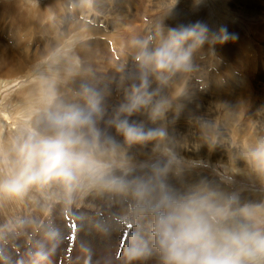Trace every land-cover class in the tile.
<instances>
[{
  "label": "clouds",
  "instance_id": "obj_1",
  "mask_svg": "<svg viewBox=\"0 0 264 264\" xmlns=\"http://www.w3.org/2000/svg\"><path fill=\"white\" fill-rule=\"evenodd\" d=\"M178 3L165 0L127 40L129 58L107 80L81 55L88 28L73 24L27 77L22 101L9 111L0 100V264H53L57 219L118 236L122 264H264V124L237 141L196 115L191 147L174 129L207 88L216 48L236 37L203 21L166 25ZM96 5L76 7L95 17ZM218 148L227 163L215 167L185 155Z\"/></svg>",
  "mask_w": 264,
  "mask_h": 264
},
{
  "label": "rangeland",
  "instance_id": "obj_2",
  "mask_svg": "<svg viewBox=\"0 0 264 264\" xmlns=\"http://www.w3.org/2000/svg\"><path fill=\"white\" fill-rule=\"evenodd\" d=\"M9 1L16 2L18 6L15 5L16 10L20 8L21 13L18 10L16 13L17 15L20 14L22 22L24 18L27 21L30 20L25 30L26 33H19L22 41L27 40L29 54L38 53V50L42 48L41 45L50 46L58 43L60 34L69 31L74 24L73 22L86 24L89 35L87 45L93 53L92 59L89 60L97 69L98 75L105 80L114 75V64L129 58V53L125 47L126 42L125 45H122L124 40L129 39V36L125 34L123 40L119 34L130 27L140 30L136 34H144L150 28L151 22L162 14L165 6V0H104L102 4L97 0L96 11L98 15L91 17L84 10L76 7L73 1H69L65 6L59 8L61 18L57 20L58 22H51L50 19L47 21L48 23L40 22V20H37V23L30 13L37 9H43L44 4L51 0H37L36 7H33L30 1ZM3 12L0 23L3 29L7 30H0V52L6 44V46L15 44L13 41L16 38L14 39V32L11 30L15 31L17 29L16 26L12 27V23L16 24L15 20L17 19L14 18L17 17L14 16L17 15H13L12 12L9 15ZM51 12L53 13V11ZM83 20L85 22H82ZM202 20L212 28L223 25L226 26L227 30L233 29L231 34H234L236 38L216 48L220 62L217 64L216 69L209 74L207 88L204 91H197L191 102L186 103L184 111L174 125L175 132L186 140L189 147L198 143L197 129L188 123L189 119L196 115H205L218 121L224 135L230 139L235 138L237 141H242V139L259 131V128L254 127V125L264 124V111H261L264 108V0H203V3L198 7H194L193 0H179L175 9L169 17L165 18L164 22L168 26H176ZM49 22L54 25L47 33L44 27ZM141 24H144V27H141ZM24 34L28 35L24 36ZM4 49L6 50V48ZM9 50H11L12 57L16 59L22 57L21 50L19 51L13 47H10ZM227 52L230 57L226 55ZM6 54L9 56L8 52L3 53V55ZM81 55L83 54L81 53ZM42 59L26 65L21 75H13L10 78H6V75L3 78V74L0 76V100L4 101L5 107L9 111H12L22 101L28 87L27 77ZM234 107H237V112ZM223 117H231V121L238 123L237 126L236 124L233 125L234 128L230 125L226 126L222 120ZM186 156L208 161L214 167L227 163V152L223 148H218L213 153H209L207 149H201L199 153L187 152ZM209 173L210 170L205 172V174ZM86 214L93 215L92 213ZM4 219L3 216H0V224L4 223ZM97 222L103 223L104 218L99 217ZM56 223H58L57 226L62 228L65 238L63 239L64 243L60 244L52 257L53 264H57L56 260L62 256H67L64 255L67 253L69 246L66 238L70 235L67 224L64 226V223L59 219ZM87 225L88 222H85L83 226L80 225L81 229L72 231L75 240L70 251L71 257L66 264H104L105 259L109 256H111V264H122L120 256L116 255L118 258L115 257L117 250L115 246L118 244L119 237L113 235L111 241H106L103 237L101 238L100 233L90 227L89 229L96 234L94 239L92 236L90 237ZM18 243L20 246L19 254L23 256L28 247L23 240L18 241ZM12 258L15 261L19 256L13 253ZM65 258H68V256Z\"/></svg>",
  "mask_w": 264,
  "mask_h": 264
},
{
  "label": "bare ground",
  "instance_id": "obj_3",
  "mask_svg": "<svg viewBox=\"0 0 264 264\" xmlns=\"http://www.w3.org/2000/svg\"><path fill=\"white\" fill-rule=\"evenodd\" d=\"M22 1V0H21ZM25 1H30V0H25ZM45 1H47V0H45ZM69 1H73L74 3H75V5H78V3H79V0H51L50 2H48V3H46V4H44V8L43 9H37L36 11H33V12H31L30 13V15H31V17L33 18V20L35 19V22L37 21V20H40V22H47V21H49L50 19H49V11H53V13H54V15H55V17H56V19L55 20H52L51 22H58L57 20L59 19L60 20V18H61V13H60V11H59V8L60 7H63V6H65L66 5V3L67 2H69ZM99 1V3L100 4H102V2L104 1V0H98ZM18 3V2H17ZM21 3V2H20ZM181 4V3H180ZM15 5H16V7H18L17 6V4H16V2H12V1H9V0H0V17H1V14H2V12L3 11H6L4 14H10L11 12H12V14L13 15H17V13H16V11L18 10L19 12H20V8L18 9L17 8V10H16V8H15ZM19 5V4H18ZM55 5V6H54ZM42 10V11H41ZM17 11V12H18ZM24 11V10H23ZM22 11V12H23ZM25 12V11H24ZM44 12H45V14H44ZM21 13V12H20ZM27 13V12H26ZM23 14H25V13H23ZM12 15V16H13ZM29 15V16H30ZM4 16V15H3ZM14 17H17V18H14V19H17V20H15V22H16V24H14V23H12V27L14 28L15 26H16V30L14 31V30H11L12 32H14V39H15V41H13V42H15V44L13 43V45H10L9 43V46H4L3 47V50H2V52H0V76H2V74H3V78H10V76L12 77L13 75H21V74H23V71H24V68L26 67V65H28V64H30V63H34V62H36V61H38L39 59H42L45 55H46V53H47V51H48V49L52 46V45H50V46H46V45H41V49L40 50H38V53H32V54H29L30 52H28L27 50H28V45H27V40H25V41H22L21 40V38H20V36H19V33H26V28H27V26H28V21H30V20H26V18H24V21L22 22V20L20 19L21 18V16H20V14L19 15H17V16H14ZM27 17H28V15H27ZM198 19H199V17H197ZM13 19V18H12ZM4 20H5V18H4ZM32 20V21H33ZM148 20V19H147ZM203 21V20H202ZM51 22H49V24H45V27H44V29H45V31L48 33L49 31H50V28H51V26H53V25H51ZM82 22H85L84 20L82 21ZM37 23H38V21H37ZM48 23V22H47ZM71 23V22H70ZM74 24H76V25H84L83 23H81V22H73ZM8 24V23H7ZM147 24V23H146ZM33 25V24H32ZM86 25V24H85ZM84 25V26H85ZM113 25V24H112ZM8 26V25H7ZM34 26V25H33ZM114 26V25H113ZM144 27V24H141V27ZM42 27V26H41ZM9 28V27H8ZM30 28V27H29ZM87 28H88V26H87ZM41 29V28H40ZM39 29V30H40ZM0 30L1 31H6V30H4L3 29V26L1 25V23H0ZM38 30V29H37ZM38 30V31H39ZM91 31V30H90ZM235 31V30H234ZM44 32V31H43ZM136 32H140V30L139 29H135V28H133V27H130V28H128L127 30H123L120 34H119V36H120V38L121 39H125L124 37H125V34H127L128 36H129V38L132 36V35H134V34H136ZM228 32L229 33H232L233 32V29H228ZM90 33V32H89ZM94 33V32H93ZM117 33H118V31H117ZM235 33V32H234ZM12 34V33H11ZM9 35V34H8ZM25 35H28V34H24V36ZM47 35V34H46ZM6 36V35H5ZM11 36V35H10ZM7 37V36H6ZM26 37H28V36H26ZM26 37H25V39H26ZM9 38V37H8ZM23 39V38H22ZM57 39V38H56ZM8 40V39H7ZM10 40L12 41V39L10 38ZM24 40V39H23ZM122 40V41H123ZM125 42H127V41H123V44L122 45H125L126 43ZM11 43V42H10ZM125 43V44H124ZM52 44V43H51ZM15 46V47H14ZM10 47H13L14 49L16 48L17 50H21V53H22V57L20 58H18V59H16V58H14V57H12L11 56V50H9V48ZM4 48H6V50L4 49ZM99 48V47H98ZM87 52H82V56H86L88 59H92V56H93V53H92V51L90 50V48H89V46L87 45ZM35 50V49H34ZM100 50V49H99ZM218 51L219 52H221L220 51V49H218ZM223 51V50H222ZM4 52H8L9 53V56H10V58H8L9 56L6 54V55H3V53ZM16 52V51H15ZM28 52V53H27ZM228 53V52H227ZM18 54V53H17ZM219 54V53H218ZM231 54V53H230ZM3 55V56H2ZM227 56L229 55V53L228 54H226ZM225 55V56H226ZM5 56V57H4ZM226 56V57H227ZM16 57V56H15ZM229 57H230V55H229ZM94 60V59H93ZM100 60V59H99ZM93 65V64H92ZM99 67V66H98ZM26 73V72H25ZM6 75V76H5ZM5 76V77H4ZM216 76V75H215ZM1 77V78H2ZM229 77H231V76H229ZM215 81V80H214ZM220 85V84H219ZM216 90V89H215ZM224 90V89H223ZM218 91V90H217ZM220 91V90H219ZM244 96V95H243ZM222 99V98H221ZM242 101H244L243 99H241ZM220 101V100H219ZM222 101V100H221ZM221 103H223V102H221ZM236 105V104H235ZM220 106V105H219ZM256 107H257V105H256ZM234 108H236V112L238 111L237 110V107H234ZM256 110V109H255ZM227 115V114H226ZM229 116V115H228ZM222 120L224 121V123H225V125L226 126H228V125H230V126H233V125H235L236 124V126H237V124L238 123H234V121H231V117H223L222 118ZM230 121V122H229ZM235 126H233V128H234ZM176 129V128H175ZM243 130H244V128H243ZM242 131V130H241ZM242 134H243V131L241 132ZM194 138V137H193ZM245 139V138H244ZM243 140V139H242ZM192 146V145H191ZM185 155H186V153H185ZM99 218V217H98ZM97 218V219H98ZM101 219V218H100ZM103 219V218H102ZM101 221H103V220H101ZM59 223V222H58ZM57 223V224H58ZM100 223V222H99ZM61 224V223H60ZM84 224H85V222H84ZM66 224H64V226H65ZM63 226V227H64ZM82 226H83V224H82ZM87 227H88V229L91 227L90 226V224L88 223V225H87ZM69 229V228H68ZM81 229V228H80ZM69 231V230H68ZM67 231V232H68ZM87 231V230H86ZM85 231V232H86ZM66 232V231H65ZM66 232V233H67ZM70 232V231H69ZM83 232H84V230H83ZM89 232H90V237L92 236L93 238L96 236V234L94 233V231L93 230H91V229H89ZM64 233V232H63ZM67 236V235H66ZM78 237H81V236H78ZM65 238V237H64ZM88 238V237H87ZM101 238H102V236H101ZM118 238V237H117ZM66 239H68V238H66ZM95 239V238H94ZM85 240H86V238H85ZM114 240H116V239H114ZM119 240V239H118ZM65 241V240H64ZM69 242V241H68ZM117 242V241H116ZM64 243V242H63ZM88 243H89V241H88ZM114 243H115V241H114ZM85 244V243H84ZM114 246V245H113ZM116 247V246H115ZM84 250V249H83ZM82 250V251H83ZM86 252V251H85ZM87 254V253H86ZM97 264V263H96Z\"/></svg>",
  "mask_w": 264,
  "mask_h": 264
}]
</instances>
